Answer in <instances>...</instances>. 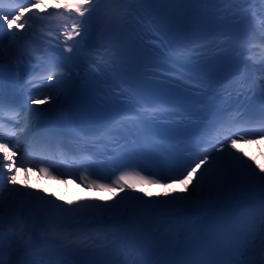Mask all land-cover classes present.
Masks as SVG:
<instances>
[{
  "label": "snow or ice",
  "instance_id": "6c2138e0",
  "mask_svg": "<svg viewBox=\"0 0 264 264\" xmlns=\"http://www.w3.org/2000/svg\"><path fill=\"white\" fill-rule=\"evenodd\" d=\"M153 2L154 0H135V5L145 6L138 11L129 0H51L50 3L45 0H0V209H3L5 203L10 211L28 210L42 205L53 214L50 225L59 229L80 228L87 223L110 224L136 215L171 217L178 212L212 204L239 205L252 202L258 205V219L261 227H264V161L257 163L255 158L237 147L240 143L264 140V102L254 112L239 108L231 111L221 109L209 117L202 131L188 141L191 147L185 149L188 155L183 161L151 168L135 164L137 157L143 155L138 150L141 143L148 144L153 149L162 147L160 141L154 138L155 134L149 129L148 122L157 116L192 119L196 117V112L187 108L150 107L142 102L135 88L126 87L117 94L126 98L132 110L107 127L95 133H85L69 116L66 105L74 98V69L79 65V54L86 53L88 38L94 30L93 21L99 18L107 24L119 19L133 26L139 21L147 34V30L153 28L154 21L147 19L151 13L146 6ZM164 2L184 4L205 3L208 0ZM234 2L242 5L249 0ZM140 11L145 15L140 16ZM37 27L40 29L38 37L34 32ZM153 39L162 41L158 30ZM37 40L43 41V45ZM22 41L28 43L21 46ZM226 43V40L218 39L214 42V47L221 48ZM61 45L63 51L70 55L59 54ZM161 46L167 47L163 43ZM207 47L209 45H200L189 51L200 53ZM53 51L57 54L46 55ZM25 54L29 58L35 57L40 71L23 84L17 82L26 97L22 104L12 100L6 102L5 68L15 64L19 69ZM95 55L104 69L115 74L117 60L111 50L106 49ZM185 55L179 49L165 53L167 61L174 65L169 71L174 73L175 79L193 81L194 87L202 89L214 100L229 99L233 95L239 96L258 88L264 101V69H261L259 79L250 81L249 60L246 59L243 66L229 77L212 79L206 76H189L175 66ZM84 58H87L86 54ZM41 103L47 107H40ZM47 113L54 114L61 131L40 126L42 117ZM124 132L128 133L127 137L122 135ZM121 140L125 142L121 143ZM109 147L120 153L121 159L125 161L121 167L131 170L119 171L110 182H102L107 177L98 174L95 169L98 161L103 163L101 157ZM260 155L264 156V153ZM18 172L25 174V182L16 179ZM30 172L37 173L39 177L62 179L64 182L70 178L84 189L118 191L110 200H101L96 196L63 200L52 192L27 183ZM185 181L188 183L185 184ZM177 183L183 185V190L155 195L137 192L135 188V185L167 187ZM2 218L3 213L0 212V229ZM74 235L67 233L60 236V239L75 245L77 241L73 239ZM108 235L123 250L125 237L120 235V230L116 229ZM179 236L177 234L172 240H178ZM196 237L197 232L193 229L187 240H194ZM2 240L3 234L0 231V264H12L13 253L31 245L30 238H26L25 229L21 226L16 242L8 246L6 261Z\"/></svg>",
  "mask_w": 264,
  "mask_h": 264
},
{
  "label": "bare ground",
  "instance_id": "6f19581e",
  "mask_svg": "<svg viewBox=\"0 0 264 264\" xmlns=\"http://www.w3.org/2000/svg\"><path fill=\"white\" fill-rule=\"evenodd\" d=\"M45 2L50 3L51 0H45ZM61 2H63V0H61ZM46 106L47 105L43 103H41L40 105V107H46ZM30 107H36V106L30 105ZM237 147L241 148V150L244 151L246 155H250L253 158H255L257 160V163H261L262 161H264V156L260 155V153H264V140H256L251 143H240L237 145ZM24 176H25L24 173L18 172L16 179L20 182H25ZM28 176H29V179H27L26 182L29 183L32 187L43 188L45 191L52 192L54 193L55 196L63 200H74L82 196H96V197H99L101 200H110L113 196L116 195L118 191L117 190V191H110L107 193H99V192H93L89 189H84L80 187L79 185H77L72 180H67L66 182L64 181L53 182V181L45 180L42 177H39L38 174L35 172H30ZM189 179H191V177H189ZM187 183L188 181H185V184ZM136 190L137 192L147 193L148 195H155L157 193H161L165 191L183 190V185L177 183L174 185H168L167 187L149 186V187L137 188ZM230 206H236V205L225 203V204H212L206 207L209 209L218 210V209L227 208ZM201 208H198V210H200ZM22 211L23 210L10 211L7 203H5L3 209H0V212L3 213V218L9 215H18ZM188 211H191V210H188ZM91 224H94V223H87L85 226L80 227V229H85ZM105 224L109 225V223H105ZM96 225H100V224H96ZM103 227L105 228V226Z\"/></svg>",
  "mask_w": 264,
  "mask_h": 264
}]
</instances>
